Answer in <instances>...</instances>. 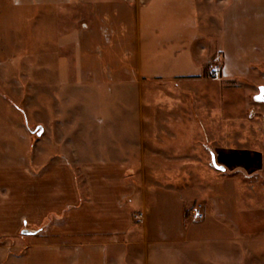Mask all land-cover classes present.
Returning <instances> with one entry per match:
<instances>
[{"label":"rangeland","instance_id":"obj_1","mask_svg":"<svg viewBox=\"0 0 264 264\" xmlns=\"http://www.w3.org/2000/svg\"><path fill=\"white\" fill-rule=\"evenodd\" d=\"M74 3L0 2V169L63 161L85 195V163L124 162L132 226L161 239L148 264H264V60L241 77L218 79L215 57L207 79L145 81L135 59L96 52L100 37L82 59L76 38L63 43V18L99 22ZM126 66L132 76L109 73ZM26 246L21 231L0 235V264H23Z\"/></svg>","mask_w":264,"mask_h":264},{"label":"crops","instance_id":"obj_2","mask_svg":"<svg viewBox=\"0 0 264 264\" xmlns=\"http://www.w3.org/2000/svg\"><path fill=\"white\" fill-rule=\"evenodd\" d=\"M1 1L14 10L53 11L80 2ZM89 2L99 22L96 15L93 22L90 15L78 24L62 20V41L76 38L78 59L93 36L101 39L99 46L93 42L96 52L129 64L135 59L145 81L207 79L215 57L221 63L216 75L224 80L247 75L264 60V0H81L77 5L85 9ZM128 67L109 73L132 76ZM126 168L118 161L85 163L82 195L63 161L37 168L5 165L0 169L7 173L0 178V217L12 226H1L0 235L25 234L23 264H148L161 239L154 233L158 242H151L148 231L137 234L132 226V187L122 179Z\"/></svg>","mask_w":264,"mask_h":264},{"label":"water","instance_id":"obj_3","mask_svg":"<svg viewBox=\"0 0 264 264\" xmlns=\"http://www.w3.org/2000/svg\"><path fill=\"white\" fill-rule=\"evenodd\" d=\"M256 98H257V99H260V100H262V101H264V85H260V86H259V92H258V94L256 95ZM212 162L214 163V165H215L216 167H218V168H220V169H223L222 166L217 165V164L215 163L213 156H212Z\"/></svg>","mask_w":264,"mask_h":264},{"label":"built area","instance_id":"obj_4","mask_svg":"<svg viewBox=\"0 0 264 264\" xmlns=\"http://www.w3.org/2000/svg\"><path fill=\"white\" fill-rule=\"evenodd\" d=\"M217 71L216 70H213V73L215 74ZM191 213L195 216V217H197V218H201L203 215H202V213L200 212V210L199 209H196V208H193L192 210H191Z\"/></svg>","mask_w":264,"mask_h":264}]
</instances>
